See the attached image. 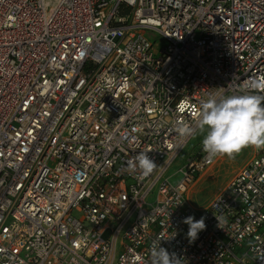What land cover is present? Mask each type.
I'll list each match as a JSON object with an SVG mask.
<instances>
[{
    "label": "built area",
    "instance_id": "1",
    "mask_svg": "<svg viewBox=\"0 0 264 264\" xmlns=\"http://www.w3.org/2000/svg\"><path fill=\"white\" fill-rule=\"evenodd\" d=\"M261 77L264 0H0V264H152L158 238L181 264H264L261 149L201 207L218 157L166 175L177 127Z\"/></svg>",
    "mask_w": 264,
    "mask_h": 264
},
{
    "label": "clouds",
    "instance_id": "2",
    "mask_svg": "<svg viewBox=\"0 0 264 264\" xmlns=\"http://www.w3.org/2000/svg\"><path fill=\"white\" fill-rule=\"evenodd\" d=\"M257 90L264 91V77L246 83L240 90L243 94L208 99L202 104L196 126L181 123L176 129L177 133L187 139L197 129L201 133L206 130L202 145L205 159L209 163L223 156L234 159L248 147L264 149V95L253 94ZM149 152H141L127 161L128 171L135 173L139 169L142 177H149L158 167L148 155ZM183 222L189 226L187 236L190 242L206 229L204 217L195 220L193 216H188ZM161 239L152 242V264H181L175 253H169L161 247Z\"/></svg>",
    "mask_w": 264,
    "mask_h": 264
},
{
    "label": "rangeland",
    "instance_id": "3",
    "mask_svg": "<svg viewBox=\"0 0 264 264\" xmlns=\"http://www.w3.org/2000/svg\"><path fill=\"white\" fill-rule=\"evenodd\" d=\"M149 36L151 39L160 40L154 31H151ZM205 135L206 130L204 133L198 130L180 154L173 160L166 171V175L169 176L171 182H177L182 178V174L178 173L177 170L186 163L188 155L197 152ZM261 150L264 152V149ZM253 153L254 149L248 147L237 154L234 159H229L227 156L218 157L215 163L208 167L207 170H203L198 180L189 186L187 190L189 203L196 207L207 204L216 193L225 187L232 173L246 162Z\"/></svg>",
    "mask_w": 264,
    "mask_h": 264
},
{
    "label": "crops",
    "instance_id": "4",
    "mask_svg": "<svg viewBox=\"0 0 264 264\" xmlns=\"http://www.w3.org/2000/svg\"><path fill=\"white\" fill-rule=\"evenodd\" d=\"M253 148V147H252ZM254 149V151H255V148H253ZM208 169V168H207ZM207 169H205V170H207Z\"/></svg>",
    "mask_w": 264,
    "mask_h": 264
}]
</instances>
